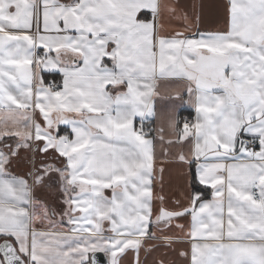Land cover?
<instances>
[{
  "label": "snow or ice",
  "instance_id": "6c2138e0",
  "mask_svg": "<svg viewBox=\"0 0 264 264\" xmlns=\"http://www.w3.org/2000/svg\"><path fill=\"white\" fill-rule=\"evenodd\" d=\"M224 9L193 31L168 0H0V264H148L175 242L189 264H264V0ZM172 79L193 119L157 107ZM165 127L204 186L172 208L155 191ZM53 183L59 208L35 195Z\"/></svg>",
  "mask_w": 264,
  "mask_h": 264
},
{
  "label": "crops",
  "instance_id": "0c3cea01",
  "mask_svg": "<svg viewBox=\"0 0 264 264\" xmlns=\"http://www.w3.org/2000/svg\"><path fill=\"white\" fill-rule=\"evenodd\" d=\"M177 7L178 15L182 16L188 13L193 19L190 21L192 30L199 29L200 31L217 30L223 28L226 22L224 5L227 0H168ZM195 6V8H194ZM199 15V21L195 20V16ZM165 30L171 34L177 30H183L185 21L174 16L165 15L164 18ZM48 82L60 80L59 75L45 73ZM186 82L172 79L158 81V90L160 95L156 97L157 107L164 109L170 106H175L176 113L181 119L183 112H188L191 119L195 116L194 108L187 103L188 95L184 90ZM180 91L183 96V102L176 96V92ZM182 121V119H181ZM66 127L61 125V128ZM152 127H160L159 123L152 121ZM165 140L163 143L157 138V179L155 183V191L157 194L164 195L167 206L176 207L174 201H185L184 193L191 192L192 187V170L187 165L179 162L176 157L180 152H187V146L183 143L175 142L176 138L170 136L167 128H164ZM172 139L173 145L169 146L167 141ZM30 154L21 153V160L14 166V171L23 173L27 170V156ZM163 169L161 172L160 169ZM194 171V170H193ZM110 195V192H106ZM41 200L46 201L53 207L62 206V196L58 184L53 183L51 187L41 189L35 194ZM210 198V196H209ZM179 223L187 224V220H181ZM177 236L182 235L179 229H174L173 233ZM156 243V242H153ZM188 248L187 242H175L171 246L160 245L147 258L148 264H159L163 261L164 264H189L188 259L182 257L180 252ZM141 259H144L143 253ZM108 260V259H107ZM124 264H132V256L129 255Z\"/></svg>",
  "mask_w": 264,
  "mask_h": 264
},
{
  "label": "water",
  "instance_id": "95a60500",
  "mask_svg": "<svg viewBox=\"0 0 264 264\" xmlns=\"http://www.w3.org/2000/svg\"><path fill=\"white\" fill-rule=\"evenodd\" d=\"M96 256L98 258L99 264H108L107 257L104 255V253H96Z\"/></svg>",
  "mask_w": 264,
  "mask_h": 264
},
{
  "label": "trees",
  "instance_id": "16d2710c",
  "mask_svg": "<svg viewBox=\"0 0 264 264\" xmlns=\"http://www.w3.org/2000/svg\"><path fill=\"white\" fill-rule=\"evenodd\" d=\"M191 176H192V187L193 188H202V187H204V186L200 185L198 180L195 178L193 170H192Z\"/></svg>",
  "mask_w": 264,
  "mask_h": 264
},
{
  "label": "built area",
  "instance_id": "2783aa9c",
  "mask_svg": "<svg viewBox=\"0 0 264 264\" xmlns=\"http://www.w3.org/2000/svg\"><path fill=\"white\" fill-rule=\"evenodd\" d=\"M58 81H59V80H58ZM185 118H187V119H191V115H190L188 112H183V113L181 114V119H182V121H183Z\"/></svg>",
  "mask_w": 264,
  "mask_h": 264
}]
</instances>
